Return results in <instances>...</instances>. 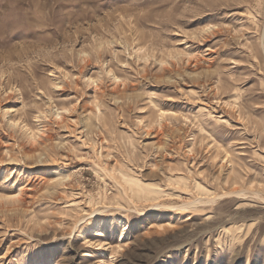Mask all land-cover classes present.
<instances>
[{
    "label": "rangeland",
    "instance_id": "1",
    "mask_svg": "<svg viewBox=\"0 0 264 264\" xmlns=\"http://www.w3.org/2000/svg\"><path fill=\"white\" fill-rule=\"evenodd\" d=\"M0 264H264V0H0Z\"/></svg>",
    "mask_w": 264,
    "mask_h": 264
},
{
    "label": "bare ground",
    "instance_id": "2",
    "mask_svg": "<svg viewBox=\"0 0 264 264\" xmlns=\"http://www.w3.org/2000/svg\"><path fill=\"white\" fill-rule=\"evenodd\" d=\"M154 195V194H153ZM154 199V198H153Z\"/></svg>",
    "mask_w": 264,
    "mask_h": 264
}]
</instances>
